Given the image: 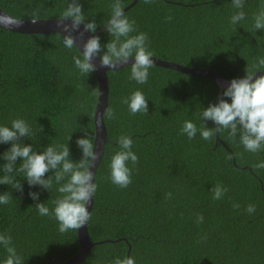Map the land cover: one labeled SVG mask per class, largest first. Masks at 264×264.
<instances>
[{
  "label": "trees",
  "instance_id": "16d2710c",
  "mask_svg": "<svg viewBox=\"0 0 264 264\" xmlns=\"http://www.w3.org/2000/svg\"><path fill=\"white\" fill-rule=\"evenodd\" d=\"M132 1L121 3L125 8ZM68 2L0 0V10L16 19L49 20L58 18ZM78 2L87 20L94 17L96 32L105 26L114 0ZM262 5L264 0H245V19L236 25L230 23L237 11L232 0H137L125 15L135 21L137 32L147 34L152 58L231 81L264 58V30L252 29L253 16ZM99 37L102 55L111 37L106 31ZM79 55L75 48L66 49L57 34H17L0 28V126L24 119L32 134L22 144H32L40 153L50 144L68 143L73 162L82 156L76 140L85 134L94 140L97 103L93 72L82 76L74 65L73 57ZM129 76L130 66L107 72L106 109L114 108L117 118H103L107 141L87 222L88 239L97 244L80 264H113L129 256L135 264H264V169L254 168L264 161V151H245L239 136L233 140L227 131L210 141L199 132L189 140L180 131L185 120L197 128L203 123L215 128L212 121L200 118L204 108L217 103L215 81L158 66L149 69L146 84ZM135 90L148 100L147 115H131L121 103ZM221 98L230 102L222 94ZM121 135L131 137L139 159L127 188L108 178ZM10 147L11 143H0V177L5 174L3 154ZM128 166L133 167L131 162ZM53 174L50 170L45 179ZM11 175L20 180L23 191L0 185V194L12 196L9 204H0V233L12 236L23 264H64L78 253L77 232L61 233L55 218L41 216L35 208L45 203L51 210L59 185L53 180L48 192L39 185L30 187L22 173L14 170ZM218 182L228 191L213 200L211 189ZM30 192L37 193L38 200ZM249 204L256 206L252 214L245 210ZM198 215L203 216L201 223ZM5 257L0 246V264Z\"/></svg>",
  "mask_w": 264,
  "mask_h": 264
},
{
  "label": "clouds",
  "instance_id": "9594fccd",
  "mask_svg": "<svg viewBox=\"0 0 264 264\" xmlns=\"http://www.w3.org/2000/svg\"><path fill=\"white\" fill-rule=\"evenodd\" d=\"M245 0H232V6L237 9L230 17V23L236 25L245 19L243 11ZM145 4H152L154 0H144ZM111 14L107 20L105 31L110 35V42L103 45L106 51L101 55L102 45L100 37L92 35L82 45V54L73 57V62L82 76H88L97 71L94 59L99 57V67L109 69L119 68L121 65H129V79L137 84H146L149 78V69L154 66L153 52L148 49V36L144 32H137L134 20H130L124 12L121 0H114L110 5ZM170 20L171 17L169 16ZM36 18L31 19L36 23ZM70 21L66 23L65 21ZM83 25V31L80 26ZM56 27L60 31L56 34L61 38L66 49L76 48L77 38H83L84 32L95 33L97 24L93 17L87 20L78 0H69L66 8L56 18ZM253 31L264 30V5L253 16ZM133 33H136L133 35ZM75 34V35H73ZM264 69V58H258L251 69L245 70L242 78L232 79L222 93V97L230 98V102L219 99L216 104H209L200 113L202 121L210 120L216 127L208 128L203 123L197 128L190 120H185L181 128V134L189 140L195 138L197 132L202 139L212 140L214 134L227 131L228 136L235 140L239 136V143L245 151L258 153L264 151V75L257 76L256 73ZM147 99L140 90L133 91L129 96L122 97L121 103L128 106L131 115L137 113L147 115ZM108 120L116 119V110L108 107L102 113V118ZM40 130L42 128L40 127ZM32 131L28 123L21 118L11 121V126H0V143H11V147L3 154L6 161L3 165V177H0V185H11L16 191H23L20 180L11 175L15 172L22 173L28 185L41 186L49 190L53 186V180L59 187L60 194L54 201V207L50 210L45 203H37L35 208L41 216L55 218L58 230L61 233L69 230L76 231L83 227L91 219L88 205L92 201L98 185L94 183L95 174L91 170L98 154L94 151L93 140L85 134L84 138L76 140L77 147L81 149L82 156L78 162L69 159L70 151L67 144L48 145L42 152L33 150L32 144H22L21 141L31 136ZM71 139L69 135L68 140ZM119 150L110 158L109 179L119 188H127L132 183V173L138 164V156L132 151L133 140L129 135H121L117 138ZM21 161L19 168L16 162ZM131 162L132 168L128 166ZM256 169H264V161L254 165ZM54 170V174L45 179V174ZM63 182V183H62ZM228 191L227 187L217 183L212 189L213 200H220ZM33 200H38L37 193H29ZM167 193V198H171ZM11 194L5 192L0 194V204H9ZM239 208V204H234ZM249 214L256 211L254 204H249L245 209ZM203 221V216H197V223ZM0 246L5 250L6 257L2 264H23V257L18 254L13 245L12 236L5 232L0 233ZM113 264H135L133 257L116 258Z\"/></svg>",
  "mask_w": 264,
  "mask_h": 264
},
{
  "label": "water",
  "instance_id": "95a60500",
  "mask_svg": "<svg viewBox=\"0 0 264 264\" xmlns=\"http://www.w3.org/2000/svg\"><path fill=\"white\" fill-rule=\"evenodd\" d=\"M137 0H133L127 7L124 8V12L135 5ZM66 23H70V21H65ZM0 28L3 30H7L12 33L17 34H56L60 30L56 27V19H39L36 23H32L31 19L23 20L16 19L8 16L2 10H0ZM106 25L98 30L95 33L84 32L83 38H77L75 41L76 50L81 52L82 54V45L89 37L92 35L99 36L103 31H105ZM80 30L83 31V25L80 26ZM75 35V34H73ZM79 52V54H80ZM80 54V55H81ZM154 60V66L167 68L171 70L178 71L183 74L206 77L215 81L216 85L219 88V95L217 103L221 97L222 91L228 86L230 81L222 79L218 74L201 69L188 68L184 67L172 62H165L159 59L152 58ZM134 62V58H130L129 65H121L119 68L115 69V71H119L126 66H130V63ZM93 63L97 65V71L93 72L96 81H97V103L94 110L93 115V124H94V151L98 154L97 160L93 163L91 170L93 173H96L98 164L102 158L104 145L107 141L106 129L103 123L102 113L107 107V99H108V81H107V72L114 71L113 69H109L107 67L101 68L99 67V57L95 58ZM257 76L264 75V70L256 73ZM216 127V125H215ZM218 134L216 133V139L218 140ZM93 203V197L91 203L88 205V211H91ZM77 241L79 244L78 253L69 259L64 264H80L82 260L85 258L88 251L91 247L97 243H91L88 239L87 232V224L77 230ZM111 242V241H109ZM104 243V242H99Z\"/></svg>",
  "mask_w": 264,
  "mask_h": 264
}]
</instances>
